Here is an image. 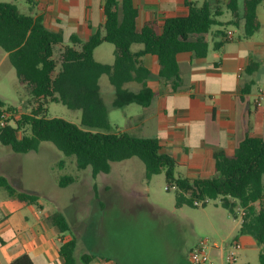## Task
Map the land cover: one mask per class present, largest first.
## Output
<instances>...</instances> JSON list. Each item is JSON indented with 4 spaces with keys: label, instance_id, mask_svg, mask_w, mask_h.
<instances>
[{
    "label": "trees",
    "instance_id": "obj_1",
    "mask_svg": "<svg viewBox=\"0 0 264 264\" xmlns=\"http://www.w3.org/2000/svg\"><path fill=\"white\" fill-rule=\"evenodd\" d=\"M222 1L204 0L202 5L188 2L187 16L170 17L163 23L150 21L139 27V12L132 0H106L104 31L96 32L86 42L73 36L71 46H65L63 36L49 30L43 18L23 14L13 3H0V47L37 104L32 115L22 116L18 128L0 131V142L17 154L38 151L41 143L50 142L66 157L76 159L78 171L91 168L95 178L110 173L113 163L138 158L145 164L148 179L165 173L168 190L176 187L177 209L197 208L195 202L205 200H219L221 207L234 218H238L239 209H244L246 216L239 232L256 240L261 249L259 262L264 264V140L247 134L234 153H215L214 177L191 180L177 175L178 163L161 152L159 139L112 132L109 108L101 95L100 79L107 76L115 89V108L132 103L149 106L154 93L146 83L152 78L142 61L147 55L158 58L159 80L170 83L172 91L178 90L181 85L178 55L191 52L196 57L207 56L212 28L223 25L219 20L223 15ZM262 2L228 0L225 3L232 14L228 24L239 27L242 21L245 39L252 38L261 28L257 9ZM215 35L220 41L214 48L220 49L228 42V34L218 30ZM103 43L116 48L113 65L95 59V51ZM135 45L142 48L133 51ZM252 69L255 68L251 66ZM130 83L143 87L136 93L127 88ZM51 102L81 111V125L48 117L47 106ZM25 127H30L31 135L20 137L19 131ZM75 182V176H63L59 186L67 187ZM0 186L20 203L34 205L39 201L37 195L17 190L5 177H0ZM48 220L61 233L71 230L61 212L52 214ZM75 250V241L61 247L60 255L66 264H75ZM96 258L84 255L82 260L90 264ZM12 264L34 262L24 255Z\"/></svg>",
    "mask_w": 264,
    "mask_h": 264
},
{
    "label": "crops",
    "instance_id": "obj_2",
    "mask_svg": "<svg viewBox=\"0 0 264 264\" xmlns=\"http://www.w3.org/2000/svg\"><path fill=\"white\" fill-rule=\"evenodd\" d=\"M105 1L28 0L36 6L34 11H29L30 16L43 18L49 30L63 36L65 46L72 45L73 36L86 42L96 32L104 31ZM132 2L139 12L138 25L142 27L150 21L163 23L170 17L187 16L188 2L202 5L204 0ZM257 16L261 28L250 39H245L244 35L236 37L235 31L230 29L226 32H232V37L220 49H215L214 44L220 39L215 35L218 30L212 31L206 57H196L191 52L179 54L181 85L176 91H172L170 83L159 80L158 58L154 55L143 57L144 66L152 73L146 83L154 93L147 107L132 103L115 108V89L109 79L107 86L102 85L103 76L101 95L109 108L112 132L159 139L161 152L177 161V175L191 180L214 177L215 153H234L247 134L264 140V2L259 5ZM239 27L243 29L242 21ZM104 44L96 49L95 59L113 65L116 48L113 45L112 53ZM141 48L135 45L133 51ZM57 49L60 51L61 46ZM98 54L102 60L97 59ZM251 66L255 69L251 70ZM142 87L138 83L127 85L136 93ZM52 214L44 210L40 198L34 205L10 197L6 203H0V264H12L24 255L30 256L34 264H66L60 249L71 241L76 242L75 264H88L82 260L84 255L97 256L90 264H121L116 257L88 251L78 254L77 239L52 225L48 220ZM228 215L231 217L230 213ZM239 231L240 227L235 241H240L243 248L235 264H260L259 258L252 260L254 253L259 257L261 250L256 240ZM220 246L217 252L221 263L225 264L221 255L230 250L229 244L224 242Z\"/></svg>",
    "mask_w": 264,
    "mask_h": 264
},
{
    "label": "rangeland",
    "instance_id": "obj_3",
    "mask_svg": "<svg viewBox=\"0 0 264 264\" xmlns=\"http://www.w3.org/2000/svg\"><path fill=\"white\" fill-rule=\"evenodd\" d=\"M227 1L220 5L223 25L214 26L212 31L231 29L236 37H243L241 27L228 24L232 14L225 6ZM0 3H13L26 15L36 8L28 0ZM104 47L113 53L112 44ZM97 59L102 60L100 54ZM108 84L104 76L102 85ZM0 99L22 115H32L37 108L1 47ZM47 109L50 118L81 125V111L56 102L49 103ZM24 135H31L30 127L21 129L20 137ZM68 175L75 176L76 182L60 187L59 179ZM0 176L16 189L37 195L46 212L64 214L71 228L67 234L78 241V254L88 251L116 257L121 264H192L190 251L200 240L231 244L239 234L240 218L229 217L219 200L206 207L177 209L176 190H168L165 173L148 179L145 164L138 158L113 163L110 173L95 178L91 168L78 171L76 159L66 157L50 142L41 143L38 151L27 154H17L0 142ZM8 199L7 191L0 186V203ZM211 254L222 264L219 252ZM258 258L254 253L252 260Z\"/></svg>",
    "mask_w": 264,
    "mask_h": 264
},
{
    "label": "built area",
    "instance_id": "obj_4",
    "mask_svg": "<svg viewBox=\"0 0 264 264\" xmlns=\"http://www.w3.org/2000/svg\"><path fill=\"white\" fill-rule=\"evenodd\" d=\"M232 32L228 34V38H231ZM22 114L19 109L8 108L0 99V131L6 130L10 127L18 128L19 121L22 118ZM21 130L19 131V135ZM176 189V187H173ZM210 200L196 201L197 206H201L204 203H210ZM246 216V211L244 209H239L238 218H240L241 224ZM234 218V216L231 215ZM237 219V218H235ZM243 248L240 241H233L229 244V251L222 253L221 257L225 264H234L238 260L237 253ZM221 249L219 244H210L208 240H200L190 251V259L192 264H219L217 260L212 256L211 251H217ZM223 249V248H222Z\"/></svg>",
    "mask_w": 264,
    "mask_h": 264
}]
</instances>
